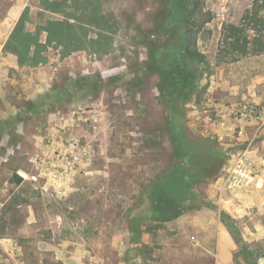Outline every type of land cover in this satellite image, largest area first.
I'll return each mask as SVG.
<instances>
[{
  "label": "rangeland",
  "instance_id": "obj_1",
  "mask_svg": "<svg viewBox=\"0 0 264 264\" xmlns=\"http://www.w3.org/2000/svg\"><path fill=\"white\" fill-rule=\"evenodd\" d=\"M62 1L0 0V43L26 8L83 38L1 48L0 264H264V0ZM187 31L206 62L169 103L155 56Z\"/></svg>",
  "mask_w": 264,
  "mask_h": 264
},
{
  "label": "trees",
  "instance_id": "obj_2",
  "mask_svg": "<svg viewBox=\"0 0 264 264\" xmlns=\"http://www.w3.org/2000/svg\"><path fill=\"white\" fill-rule=\"evenodd\" d=\"M39 2L43 9L47 11H62V0H39ZM83 4L84 6H88L86 2ZM27 11L28 8L23 10L5 44V47L14 50L18 54L21 63L24 62L27 65H36L37 62L45 60V57L40 52L45 44L40 42L37 37V34L41 29L46 31L48 42H51V44L58 45L60 43L66 45L69 51L70 49L75 50L81 48L83 38L74 29V25L76 24L69 21V19L80 21L78 15L66 12L65 14L67 15V18L65 20H59L56 18L49 19L43 26L38 27L37 33H32L24 29V21L28 18ZM182 13L184 14V11ZM89 17V20L86 19L88 20V23L92 21L91 17H93V15ZM98 20H100L99 17ZM76 23L78 24L79 22ZM98 24L101 27L104 26L102 22ZM229 28L231 29V33L224 37L227 45L233 48L242 47V51L246 49L245 47L248 45L247 36H240L236 33L239 29L235 25L231 24ZM189 31L185 32V37L182 39L184 41V47L182 49L180 48V41L175 39V36H172L168 44L158 48L159 55L155 56L157 68L160 72L162 89L166 91V99L169 103L171 102V97L177 92L179 85L184 79L188 80L189 76L194 74L195 65H200V63L202 64L206 62L203 54L196 49L194 45L195 40L191 38ZM251 39L253 40L251 43H254L255 45L262 43L261 35L257 30H254ZM68 44H72V48H69L71 46ZM69 51L67 52L69 53ZM231 55L234 59H237V53L232 52ZM169 138L171 142L175 141V144L177 143L174 132H171ZM175 147L176 151L180 153V144L178 143ZM185 158L181 156L176 160L173 165L174 171L176 170V174H173L174 176L181 174V171L184 168L182 162L186 161Z\"/></svg>",
  "mask_w": 264,
  "mask_h": 264
},
{
  "label": "crops",
  "instance_id": "obj_3",
  "mask_svg": "<svg viewBox=\"0 0 264 264\" xmlns=\"http://www.w3.org/2000/svg\"><path fill=\"white\" fill-rule=\"evenodd\" d=\"M6 38V37H5ZM4 38V40L0 43V53H1V48L3 47L4 42L6 41V39Z\"/></svg>",
  "mask_w": 264,
  "mask_h": 264
}]
</instances>
